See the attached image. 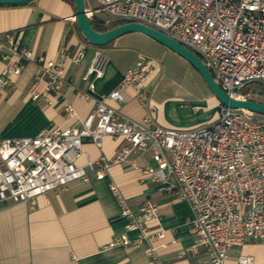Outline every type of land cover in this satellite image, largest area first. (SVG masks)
Masks as SVG:
<instances>
[{"label":"built area","instance_id":"2783aa9c","mask_svg":"<svg viewBox=\"0 0 264 264\" xmlns=\"http://www.w3.org/2000/svg\"><path fill=\"white\" fill-rule=\"evenodd\" d=\"M84 1L89 18L100 12L98 16L108 21L138 22L163 32L195 52L231 98L264 103L259 100L264 94L256 91L264 89V0H95V9L91 0ZM85 54L86 47L80 46L74 53L62 49L57 59L46 57L0 34V93L33 62L37 70L31 96L52 104L50 94H58L67 83L66 61L79 63ZM107 64V54L96 47L83 75L86 89L78 90L80 98L95 106L80 124H49L27 137L0 135V204L35 206L50 191L68 190L73 182H89L93 176L102 179L112 165L130 161L141 182L161 184L189 203L196 240L187 252L203 249L211 264H226L233 246L246 241L264 244V115L219 103L216 118L189 129L166 128L150 114L140 121L122 117L107 104L109 99L126 100L119 89L95 95ZM159 72L157 62L140 56L124 73L121 86L145 103L149 83ZM65 109L68 118L75 117L72 105ZM107 136L126 143L112 158L92 159L84 142L102 149ZM136 152H150L155 165L132 160ZM110 188L127 231H136L137 237L123 233L109 246L144 247L158 260L156 242L164 240L166 232L161 228L149 233L147 223L160 220V206L146 199L136 212L115 182ZM237 261L253 264L254 257L240 255Z\"/></svg>","mask_w":264,"mask_h":264},{"label":"crops","instance_id":"0c3cea01","mask_svg":"<svg viewBox=\"0 0 264 264\" xmlns=\"http://www.w3.org/2000/svg\"><path fill=\"white\" fill-rule=\"evenodd\" d=\"M75 12L76 8L68 0L0 4V34L4 38H13L36 54L56 59L64 48L74 53L80 46L86 47L81 62L66 61L67 83L58 94H50L52 104L44 97L32 98L37 65L25 64L22 73L0 93L2 137L34 136L49 124L78 125L94 108V102L80 98L78 90L86 89L83 75L96 46L79 32L73 21ZM120 40L119 37L101 47L108 56V64L104 77L96 81L95 92L100 95L119 89L126 100L109 99L107 104L120 116L140 121L150 114L156 123L169 129H189L217 117L220 102L211 90L203 100L184 98L161 84V69L149 83L148 100L140 102L132 89L121 86L124 73L136 64L137 56L122 50L124 45ZM3 67L0 60V69ZM67 105L76 110L71 119L65 109ZM125 143L123 138L107 136L102 149L90 141H85L83 147L92 159L102 155L112 158ZM131 159L141 165L147 162L155 165L150 152H136ZM111 182L121 188L136 212L146 199L160 206V220L147 223L149 233L161 228L166 232V238L156 242L158 260L150 258L144 247L109 246L123 233L137 237L136 231H127V221L121 216ZM191 218V207L186 200L161 184L141 182L140 173L130 161L114 164L104 178L93 176L89 182H73L68 190L50 191L40 196L35 206L0 204V264H211L206 250L186 251L196 240ZM240 255H251L253 264H264V244L246 241L233 246L226 264H240L237 261Z\"/></svg>","mask_w":264,"mask_h":264},{"label":"water","instance_id":"95a60500","mask_svg":"<svg viewBox=\"0 0 264 264\" xmlns=\"http://www.w3.org/2000/svg\"><path fill=\"white\" fill-rule=\"evenodd\" d=\"M32 1L34 0H0V4L20 5L30 3ZM73 1L76 8V12L74 14L76 26L85 40L91 45L96 47H104L126 33L142 32L163 43L167 47L173 49L178 54L186 58L200 72L208 87L222 105L245 108L264 115V103L254 100H237L235 98H231L215 81L210 70L205 66L202 59L195 52L178 43L163 32L138 22H125L104 32L96 31L87 15L85 1Z\"/></svg>","mask_w":264,"mask_h":264},{"label":"rangeland","instance_id":"374dc122","mask_svg":"<svg viewBox=\"0 0 264 264\" xmlns=\"http://www.w3.org/2000/svg\"><path fill=\"white\" fill-rule=\"evenodd\" d=\"M89 3L94 9L98 6L95 0ZM99 14L101 13L98 12ZM120 38L119 42L124 45L121 49L135 54L137 60L144 56L159 64L162 70L160 82L163 86H168L184 98L203 100L211 93L200 72L173 49L142 32L126 33Z\"/></svg>","mask_w":264,"mask_h":264},{"label":"trees","instance_id":"16d2710c","mask_svg":"<svg viewBox=\"0 0 264 264\" xmlns=\"http://www.w3.org/2000/svg\"><path fill=\"white\" fill-rule=\"evenodd\" d=\"M68 1H70L75 7V3L73 0H68ZM90 21H91L93 28L99 32L107 31L111 28H114L120 24L125 23L124 21H108L105 18L98 16V15L91 17ZM256 91H257V93H259L261 95L264 94V89L262 87H258V89ZM259 100L264 102V98H259Z\"/></svg>","mask_w":264,"mask_h":264}]
</instances>
